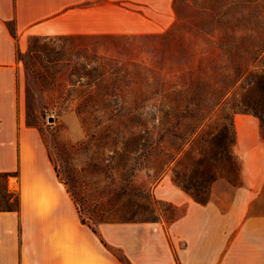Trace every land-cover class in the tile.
Here are the masks:
<instances>
[{"label":"rangeland","instance_id":"374dc122","mask_svg":"<svg viewBox=\"0 0 264 264\" xmlns=\"http://www.w3.org/2000/svg\"><path fill=\"white\" fill-rule=\"evenodd\" d=\"M174 10L164 32L32 37L18 55L22 113L42 133L81 220L94 229L134 221L140 192L152 194V215L135 221L155 216L159 222L141 226L139 238L130 240L138 264L197 262L181 226L171 224L185 212L170 202L181 191L171 180L178 162L169 161L184 148L173 134L183 133L182 116L186 109L198 113L197 104L204 123L221 122L222 108L233 114L244 83L239 74L264 62V0H175ZM237 118L243 125L255 119L233 114L236 135ZM190 123L188 136L199 125ZM143 130L152 145L147 159L122 143ZM259 133L263 137L260 126ZM234 151L241 161L237 142ZM6 200L1 187L0 209Z\"/></svg>","mask_w":264,"mask_h":264},{"label":"crops","instance_id":"0c3cea01","mask_svg":"<svg viewBox=\"0 0 264 264\" xmlns=\"http://www.w3.org/2000/svg\"><path fill=\"white\" fill-rule=\"evenodd\" d=\"M174 3L0 0V173L19 172L9 178L8 191L20 200L19 212H0V264H122L102 239L138 264L130 240L148 223H102L98 234L82 224L42 133L22 113L18 55L32 37L164 32L176 18ZM236 126L243 149L240 183L216 181L206 204L173 184L181 193L170 202L185 212L172 228L181 226L194 264H264V137L256 118L248 125L237 118Z\"/></svg>","mask_w":264,"mask_h":264},{"label":"trees","instance_id":"16d2710c","mask_svg":"<svg viewBox=\"0 0 264 264\" xmlns=\"http://www.w3.org/2000/svg\"><path fill=\"white\" fill-rule=\"evenodd\" d=\"M261 51H264V46L261 48ZM245 74L246 72L239 74V80L240 78H244V83L241 85L238 97L234 101L233 114L240 112L257 118L260 124L261 133L264 137V62L259 70L255 69L249 72L246 76ZM222 105V101L220 100L214 108H218L217 111H219ZM197 111L198 113L196 112V114H194L186 109V115L182 116L186 121V123H182L183 133L173 134L172 131L170 132L176 138L184 140V148L179 149L176 156H174L169 163L178 162V165L172 170L171 180L173 184L189 195L196 203L206 204L210 196L211 188L216 181L227 180L233 185L239 183L241 165L240 160L234 151L237 142V135L233 121V114H228L226 110L222 108L219 114L222 119L221 122H217V120L211 121L210 119L204 123L206 116H203V108L200 104H197ZM191 121H197L199 122V125H197V127L191 132V135L188 136ZM122 143L126 145V150H128L130 146L135 147L137 152H141V157L146 159L149 155V149L152 148V145L149 142L148 133L145 130L140 131V135L134 139L124 138ZM158 163L160 164V162ZM18 176V171L14 173H0V188L3 187L7 196L5 207L0 209V212H19L20 200L18 194H12L8 191L9 178ZM161 178V176L157 177V182L160 181ZM140 193L142 196L139 197V203L137 205L138 209L132 214L131 218L134 221L112 223L159 222L155 216H150V219L143 218V221H135V216H142L147 212H149V215H152L153 213L152 210L150 211L149 206L151 200H153L152 194H149V192L144 195L142 192ZM73 202L75 203V201ZM81 215L82 214L80 213V216ZM81 222L86 225L83 219ZM91 230L95 234H98L97 228H91ZM102 243L118 258L120 262H122V259L118 256V253H120L118 250L110 247L103 239ZM125 260L129 263L126 258Z\"/></svg>","mask_w":264,"mask_h":264},{"label":"bare ground","instance_id":"6f19581e","mask_svg":"<svg viewBox=\"0 0 264 264\" xmlns=\"http://www.w3.org/2000/svg\"><path fill=\"white\" fill-rule=\"evenodd\" d=\"M240 123H241V122L238 123V126H239V130L241 131Z\"/></svg>","mask_w":264,"mask_h":264}]
</instances>
